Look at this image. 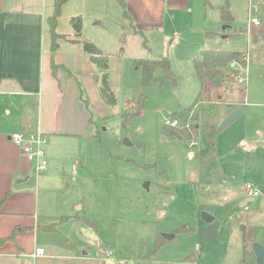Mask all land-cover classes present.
Here are the masks:
<instances>
[{
	"label": "rangeland",
	"instance_id": "374dc122",
	"mask_svg": "<svg viewBox=\"0 0 264 264\" xmlns=\"http://www.w3.org/2000/svg\"><path fill=\"white\" fill-rule=\"evenodd\" d=\"M224 5L233 15L230 22L221 21ZM192 6L163 35L160 30L136 32L125 20L113 24L96 16L100 21L95 23V15L83 17L87 35L89 28L99 30L94 37L111 36L105 54L116 101L106 100L96 73L98 100L85 95L81 102L99 134H48L44 149L49 173L38 172L33 162V171L21 182L38 188L42 205L44 200L61 205L69 199L65 207L74 212L76 201L77 212L89 223L69 229L87 242L91 256L103 258L111 250L113 259L107 264H257L252 243L264 245V137L253 127L252 136L244 133L258 113L264 117V98L259 100L263 105H243L251 109L249 120L240 114L221 128L218 122L228 103L243 102L245 92L255 91L264 62L252 56L245 81L235 78L219 88H202L199 122L215 125L213 134L199 127L192 145L165 126L172 112L191 105L200 92L194 55L204 48L250 49L249 19L264 23V0H194ZM205 29L212 31L210 37L205 38ZM161 57L169 60L174 80L157 70L155 80L142 87L134 61ZM126 113L134 115L126 120ZM248 183L259 195L242 206L250 197ZM203 211L218 220L214 239L205 240ZM159 235L172 238L158 244Z\"/></svg>",
	"mask_w": 264,
	"mask_h": 264
},
{
	"label": "crops",
	"instance_id": "0c3cea01",
	"mask_svg": "<svg viewBox=\"0 0 264 264\" xmlns=\"http://www.w3.org/2000/svg\"><path fill=\"white\" fill-rule=\"evenodd\" d=\"M124 1L130 19L124 16L117 0L65 2L57 19L56 31L66 38H59L57 49L52 51L47 18L53 11L54 0H0V201L10 191L0 204V237L9 235L18 225L30 227L14 241L0 246V264H107L110 261L91 256L87 242L75 238L69 229L73 225L82 228L89 223L77 212L76 201L73 200L72 204L74 212L65 207L69 199L62 201L61 205H50L44 200L45 205H42L38 188L22 185L21 182L33 171V162L20 153L9 135L41 131L46 136L95 137L97 129L94 122H90L81 101L85 95L98 100V84L94 82V76L99 74V69L83 52L78 40L93 41L105 54L106 47L111 45V36L94 37V34L100 35L99 30L89 28L91 34L87 35L86 22L82 20V36L76 37L70 23L72 16L81 15L83 19L85 15H95L92 16L97 19L95 23L100 21L96 16L113 24L125 20L136 32L160 30L163 35L173 25L176 16L181 17L185 11L191 13L194 2ZM246 34L249 36V31ZM204 35L210 37L212 31L205 29ZM202 45L200 43L197 47ZM52 62L57 66L55 71ZM117 66L122 69L121 64ZM72 77L80 79L75 82ZM263 82L264 74H261L255 91L245 92L243 102L228 103V109L218 122L238 106L242 107L240 114L244 120H249L251 109L243 105H263L259 101L264 98ZM254 120L253 126L247 125L244 133L251 132L249 136H252L253 127L264 137V126H259L264 117L258 113ZM46 170L49 173L48 167ZM249 198L253 200V197ZM61 217L66 219L58 222ZM53 223L54 226L50 227ZM37 248H42L43 254L33 256Z\"/></svg>",
	"mask_w": 264,
	"mask_h": 264
},
{
	"label": "trees",
	"instance_id": "16d2710c",
	"mask_svg": "<svg viewBox=\"0 0 264 264\" xmlns=\"http://www.w3.org/2000/svg\"><path fill=\"white\" fill-rule=\"evenodd\" d=\"M68 0H54L53 11L51 15L47 18V24L49 27L50 37H51V48L55 51L58 47V39L66 38V35L60 34L56 31L57 19L62 12V7ZM118 3L123 8L124 16L129 18V14L126 9L124 0H117ZM221 21L230 22L233 20V15L228 10L227 5L219 8ZM97 19L94 20L96 22ZM70 23L74 29V34L76 37L82 36V16H72L70 18ZM207 34V32H206ZM249 39L251 47L246 51H230V50H217L212 48H204L198 51L193 57V67L196 76L200 82V92L195 99V101L181 109L176 110L171 113L172 119L176 120L175 125L165 124L169 133L175 138L183 141H192L198 134L199 127L206 128L209 134H213L215 127L209 125L207 121L199 122V111L197 112V107L199 105L198 101L202 92V88L206 85H210L213 88H219L222 85L234 82L236 75L242 69L245 70L247 63L250 61L252 56L259 61L264 62V23H259L257 25H251L249 30ZM81 42L83 52L89 57L90 61L99 69V79L101 81L100 89L104 97L109 103H115L116 98L113 91L109 85V59L102 50L91 40H78ZM248 52V57L246 58V53ZM231 63H235V67L231 66ZM134 67L140 69L141 71V84L142 87L146 86L152 80H155V73L157 70L162 71L164 79H173V71L169 60L166 57H161L158 59L142 58L134 61ZM54 71L57 66L52 62ZM140 100V99H139ZM134 113L123 114L124 118L128 120ZM90 122H94L91 120ZM97 136L99 133L96 130L94 133ZM10 191L6 192L2 201L3 202ZM66 219V217H61V221ZM53 223L50 227L54 226ZM30 227L27 226H16L12 232L7 235L0 237V246H2L7 241H14L18 235L24 234ZM166 238L163 235L158 236V244L162 243ZM121 262H116L119 264ZM238 264H244L243 261Z\"/></svg>",
	"mask_w": 264,
	"mask_h": 264
},
{
	"label": "built area",
	"instance_id": "2783aa9c",
	"mask_svg": "<svg viewBox=\"0 0 264 264\" xmlns=\"http://www.w3.org/2000/svg\"><path fill=\"white\" fill-rule=\"evenodd\" d=\"M249 23L250 26L253 24L257 25L260 23V21L256 18H250ZM245 55L247 58L248 52ZM231 66L235 67V63H231ZM236 79L238 81H245V70L243 71L241 69L240 72L236 75ZM165 124L173 126L176 124V120L172 118H166ZM9 139L19 147L20 153L22 155H24L28 160L34 162L35 168L38 172H42L47 169L48 161L44 149V144L47 142V136L43 132L37 131L29 134L13 132L9 135ZM190 144H195V141H190ZM245 189L250 197H256L259 195V191L257 189H253L250 183L246 184ZM41 254H43V249L37 248L33 253V256H38ZM111 256V250L105 251L104 259L111 260L113 259Z\"/></svg>",
	"mask_w": 264,
	"mask_h": 264
},
{
	"label": "water",
	"instance_id": "95a60500",
	"mask_svg": "<svg viewBox=\"0 0 264 264\" xmlns=\"http://www.w3.org/2000/svg\"><path fill=\"white\" fill-rule=\"evenodd\" d=\"M242 112V107L238 106L235 107L233 110H231L220 122L219 128L227 125L229 122H231L235 117H237L240 113ZM125 142L126 139H125ZM22 180V179H20ZM252 200V198H247L244 199L241 203V205H245L246 202ZM202 217L206 220L207 222V227H206V232H205V240H211L214 239L217 235V230H218V220L215 219V217L206 211L202 212ZM166 239H171L172 235H164ZM252 249L255 254L256 262L257 264H264V245L258 243V242H253L252 243Z\"/></svg>",
	"mask_w": 264,
	"mask_h": 264
}]
</instances>
